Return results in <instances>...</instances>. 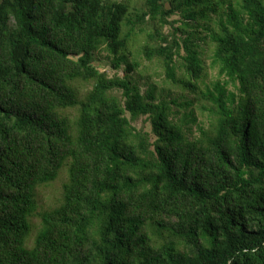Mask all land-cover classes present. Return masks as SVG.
Returning <instances> with one entry per match:
<instances>
[{
  "label": "trees",
  "instance_id": "16d2710c",
  "mask_svg": "<svg viewBox=\"0 0 264 264\" xmlns=\"http://www.w3.org/2000/svg\"><path fill=\"white\" fill-rule=\"evenodd\" d=\"M0 264H264V0H0Z\"/></svg>",
  "mask_w": 264,
  "mask_h": 264
},
{
  "label": "rangeland",
  "instance_id": "374dc122",
  "mask_svg": "<svg viewBox=\"0 0 264 264\" xmlns=\"http://www.w3.org/2000/svg\"><path fill=\"white\" fill-rule=\"evenodd\" d=\"M174 20V19H172ZM178 24L176 23L175 27H177ZM165 30V29H164ZM171 29L169 27H166V32L170 31ZM212 48H208L205 53L203 54V59L206 66V81L207 84L210 86H213L212 84L216 81H225L226 79L224 77H219V69L212 67ZM104 56L107 57V53H104ZM103 57L100 62H96V66L99 67V69L104 72H109V77H120L123 78L125 76V72L123 70H116L112 67L110 62L107 60L108 58ZM138 61L141 63V68L137 70L133 76V81L136 82L144 92L149 88V86H152L156 89V95L160 97V91H164V95H168L164 98H171L172 96H176L180 93L179 90L173 89L170 82L167 81V77L165 74V70L161 67V65L158 62H149L146 61L142 57L138 58ZM125 66V65H123ZM91 85H87L83 92L90 89ZM228 90L230 92L237 93V90L232 86H228ZM122 92H118V94L121 96ZM193 99V98H191ZM197 99H195L196 101ZM183 100H179V104H181ZM201 105L200 102L195 103L192 107H188L187 109H184L182 107H175V120L176 121H185V116L190 115V111H194V114L192 117H189L186 119V123L188 125L186 126V129L190 130L193 135L196 137L199 135V128L200 126L204 125L207 126L208 124V113L204 112L202 108L199 107ZM194 120V121H192ZM136 128L139 130H143L144 132H151V125L146 120V117H142L132 123ZM67 180V173L66 170L63 169V172L60 174L57 181H55L53 184L42 187L38 190L37 193V200L39 205V212L45 211L48 209H51L52 207H55L59 201L61 200L62 196V187L65 181ZM32 231L31 235L28 238L27 246L30 248L33 246L35 238L40 230L41 227V221L38 217H32L30 219Z\"/></svg>",
  "mask_w": 264,
  "mask_h": 264
}]
</instances>
